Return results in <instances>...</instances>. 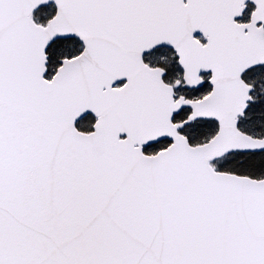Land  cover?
<instances>
[{
    "label": "snow or ice",
    "instance_id": "snow-or-ice-1",
    "mask_svg": "<svg viewBox=\"0 0 264 264\" xmlns=\"http://www.w3.org/2000/svg\"><path fill=\"white\" fill-rule=\"evenodd\" d=\"M0 264H264V0H0Z\"/></svg>",
    "mask_w": 264,
    "mask_h": 264
}]
</instances>
